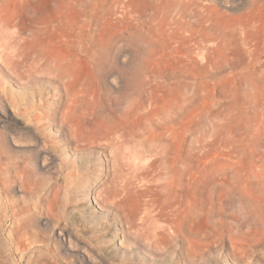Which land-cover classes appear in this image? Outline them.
<instances>
[{
  "label": "rangeland",
  "instance_id": "374dc122",
  "mask_svg": "<svg viewBox=\"0 0 264 264\" xmlns=\"http://www.w3.org/2000/svg\"><path fill=\"white\" fill-rule=\"evenodd\" d=\"M0 264H264V0H0Z\"/></svg>",
  "mask_w": 264,
  "mask_h": 264
},
{
  "label": "bare ground",
  "instance_id": "6f19581e",
  "mask_svg": "<svg viewBox=\"0 0 264 264\" xmlns=\"http://www.w3.org/2000/svg\"><path fill=\"white\" fill-rule=\"evenodd\" d=\"M122 51H123V49H122ZM90 52H91V54H92V59L95 60V61H97L96 59H97L98 50L96 49V47H95V46L90 47ZM124 52H126V50H125ZM126 53H127V52H126ZM121 55H122V54H121ZM126 56H127V55H126ZM101 58H102V57H101ZM82 59H83V58H81V60H82ZM99 61H100V60H99ZM100 62H101V61H100ZM97 63H99V62L97 61ZM94 64H95V63H94ZM110 71H111V70H110ZM110 76H111V74H110ZM44 155H45V157H46V156H47V157L50 156L48 152H45V151H44V152H41V153H40V155H39V159H41V157H43ZM45 157H44V158H45ZM48 159H49V158H48ZM51 160H52V158H51ZM52 164H53V162L51 161V162H49V165H48V164H44V165H42V167H43V168L50 169V166H51ZM95 171L98 172V174L101 175L100 179L104 177V182H103L104 184H105V182H107V181H112V180H111L112 178L110 179L109 176H104V175H103V172L100 171L99 169H96ZM114 171L116 172V170H114ZM113 176H114V175H113ZM100 179L97 181V183H100L99 181L102 182V180H100ZM97 183H96V184H97ZM96 184H94V183H90V184L88 185V187H90V189H92V188L96 187L97 185H99V184H97V185H96ZM123 184H124V183H123ZM123 184H121V186H123ZM115 186H116V185H115ZM121 186H120V187H121ZM110 187H111V185H110ZM110 187H109V188H110ZM117 190H118V189H117ZM122 190H123V189H121V191H122ZM130 190H131V189H130ZM115 191H116V190H115ZM91 192H92V191H91ZM123 192H124V191H123ZM121 195H122V194H121ZM124 195H125V194H124ZM21 208H22V207H21ZM99 208H100V207H99ZM147 210H148V212H146L145 215H148V214H149V209H147ZM12 212H13V211H12ZM16 212H17V211H16ZM138 212H139V211H138ZM32 216H33V215H32ZM141 216H143V213H141ZM13 217L15 218L16 215H13ZM13 217H12V218H13ZM14 218H13V219H14ZM35 218H36V217H35ZM28 219H29V218H28ZM28 219H27V220H28ZM32 219H33V218H32ZM140 219H141V220H144L145 217L143 216V217H141ZM14 221H15V220H14ZM18 223H19V222H18ZM20 223H21V222H20ZM18 225H19V224H18ZM18 225H17V226H18ZM25 226H27V225H25ZM62 230H63V229H62ZM23 231H24V230H23ZM23 231H22V232H23ZM17 232H18V231H17ZM22 232H21V233H22ZM23 233H24V232H23ZM25 233H26V232H25ZM25 233H24V234H25ZM63 234H64V233H63ZM15 235H16V234H15ZM25 235H26V234H25ZM23 236H24V235H23ZM23 236H21V237H20V236L15 237V238L12 240V242H13L14 244H18V243L20 242V238H21V240L23 239V238H22ZM26 238H27V237H26ZM26 244H27V243H26ZM29 245H30V247L32 246L31 244H29ZM18 247H19V246H18ZM15 248H16V247H15ZM27 248H28V247H27ZM16 249H17V248H16ZM18 250H19V249H18ZM23 252H24V251H23ZM24 253H25V252H24Z\"/></svg>",
  "mask_w": 264,
  "mask_h": 264
}]
</instances>
